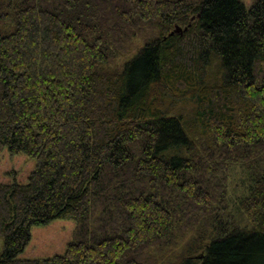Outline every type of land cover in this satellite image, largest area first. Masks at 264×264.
Segmentation results:
<instances>
[{
    "label": "trees",
    "instance_id": "16d2710c",
    "mask_svg": "<svg viewBox=\"0 0 264 264\" xmlns=\"http://www.w3.org/2000/svg\"><path fill=\"white\" fill-rule=\"evenodd\" d=\"M4 148L36 165L0 182V264H264V0H0ZM54 218L64 253L19 257Z\"/></svg>",
    "mask_w": 264,
    "mask_h": 264
},
{
    "label": "rangeland",
    "instance_id": "374dc122",
    "mask_svg": "<svg viewBox=\"0 0 264 264\" xmlns=\"http://www.w3.org/2000/svg\"><path fill=\"white\" fill-rule=\"evenodd\" d=\"M245 6L249 7L254 0H241ZM175 29V28H174ZM149 36H152L150 32ZM148 36V37H149ZM147 38L145 37V40ZM143 39H136L132 53L139 48ZM130 56V55H129ZM127 58V56H126ZM126 58L116 60L117 65H122ZM36 159L24 152L11 153L7 148L0 151V182H19L25 183L29 173L34 169ZM249 181L245 177L242 168L234 167L230 171L229 179V210L235 216L241 226H248V221L242 215L238 207V201L241 196L247 193ZM75 221L70 218H54L45 224L32 225L30 229V240L19 253L22 258H49L55 254H62L67 244L73 239ZM186 239V238H185ZM183 242V241H182ZM181 242V243H182ZM181 243L172 250L169 256L170 262L174 260V254L177 255L181 250ZM2 248V239L0 238V249Z\"/></svg>",
    "mask_w": 264,
    "mask_h": 264
},
{
    "label": "water",
    "instance_id": "95a60500",
    "mask_svg": "<svg viewBox=\"0 0 264 264\" xmlns=\"http://www.w3.org/2000/svg\"><path fill=\"white\" fill-rule=\"evenodd\" d=\"M181 30V28L180 27H175V29L173 30V31H180Z\"/></svg>",
    "mask_w": 264,
    "mask_h": 264
}]
</instances>
